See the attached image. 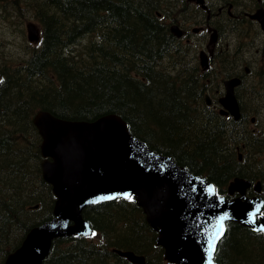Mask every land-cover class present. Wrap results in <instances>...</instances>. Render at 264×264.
Here are the masks:
<instances>
[{
  "label": "trees",
  "instance_id": "16d2710c",
  "mask_svg": "<svg viewBox=\"0 0 264 264\" xmlns=\"http://www.w3.org/2000/svg\"><path fill=\"white\" fill-rule=\"evenodd\" d=\"M163 1L10 0L1 5L5 15L0 17L32 21L40 36L28 40L25 26L18 27L22 22L5 27L9 36L0 31V264L32 226L52 215L54 195L41 177L40 137L32 123L40 109L76 120L115 113L133 136L205 176L217 193L226 195L234 176L259 179L264 190V94L257 93L264 90V66L242 60L243 43L248 50L262 43L258 27L251 35L235 30L241 37L217 46L209 71L200 73L194 49L163 20L169 16ZM238 1L219 0L235 8ZM257 5L264 7V0H244L242 10ZM244 18L241 27L255 26ZM260 50L264 53V45ZM242 63L258 79L238 87L241 115L233 120L206 105L204 93L212 97L220 79L235 74ZM82 215L92 233L53 239L43 264H135L116 249L143 255L150 264H170L132 197L89 204ZM256 235L226 223L214 264H264V241Z\"/></svg>",
  "mask_w": 264,
  "mask_h": 264
},
{
  "label": "water",
  "instance_id": "95a60500",
  "mask_svg": "<svg viewBox=\"0 0 264 264\" xmlns=\"http://www.w3.org/2000/svg\"><path fill=\"white\" fill-rule=\"evenodd\" d=\"M248 17L264 32L263 6ZM25 27L27 39L37 41L39 28L32 22ZM171 30L180 35L178 26ZM199 58L207 67L204 50H200ZM240 80L237 76L226 78L224 93L218 98V112L234 120L240 118L234 92ZM205 98L209 104V97ZM32 123L40 136L41 176L55 197L52 216L32 226L2 264H42L53 239L89 235L91 227L82 210L89 204L111 200L108 197H133L155 231L154 243L162 247L170 264H214V252L209 259V241L214 240L220 217H227L224 230L227 221L258 228L255 216L263 203L259 181L253 185L257 194L251 196L245 194L251 181L237 176L229 181L227 192L238 194H218L206 177L190 172L170 155L156 152L133 136L127 122L115 113L76 120L40 109L32 116ZM260 219L264 223V217ZM116 252L132 263L150 264L143 255L130 250Z\"/></svg>",
  "mask_w": 264,
  "mask_h": 264
},
{
  "label": "flooded vegetation",
  "instance_id": "af4514ba",
  "mask_svg": "<svg viewBox=\"0 0 264 264\" xmlns=\"http://www.w3.org/2000/svg\"><path fill=\"white\" fill-rule=\"evenodd\" d=\"M10 0H0V9L2 8L1 5H3L4 3H7L9 2ZM243 1L244 0H241V1H238L237 4L238 6L235 8L233 7V9L235 10V13H242V16H240V14L238 15H233L231 13V7L232 5L231 4H228L226 5V8H227V13L229 14L230 17H216L214 18L212 21H211V15H209V10L211 8H214V7H217L216 11H215V14H220V12H222V6H220V2H211L208 4L207 6V2L204 0L202 3H199V2H196L195 0H188V3H192L194 4V8L196 9L197 7H203L207 10V14L206 16L204 17L202 23L203 25H200L198 27H193L191 29V32H196L198 31V34H196L195 36L196 37H200V36H207L208 35V46L207 45H204L202 42H200V47L197 49V45H193L196 47V53H195V57L193 58V61L195 63H198L197 64V69H200L198 70L200 73H206L205 70L208 69V67L214 63V60L216 58V54L218 51H216V47L217 46H220L221 45V41L222 39L225 37L226 33H225V29L227 28H232L230 27L229 24H231V26H233V28L231 29V32L239 29L241 32H244V30L247 32L248 35H251L253 30H256V29H252V27H258L259 29V26L257 24V22L253 19H250L252 21H254V25H250L249 27L247 26V24H244L243 27H241V24L243 21H245V18L244 17H247L246 16V12L242 10V8L244 7L243 6ZM187 3V7L192 9V5L188 4ZM225 6V5H223ZM199 12V11H198ZM1 14L5 15L4 13L0 12ZM174 25V24H173ZM171 25V26H173ZM179 29H180V35H177L178 37H180L181 39L184 38L186 35L190 34L191 32L189 31V26L186 25V24H183V23H180V22H177L176 24ZM170 26V28H171ZM236 27V28H235ZM195 28V29H194ZM260 31V29H259ZM186 40H189V38L185 37ZM264 39V37H263ZM207 46V47H206ZM203 49L205 52H206V55H207V60H208V63H209V66L207 68H202L200 66V61H199V51ZM259 49H255V51L257 52ZM243 60V58H242ZM243 66H244V63L238 68L239 70L236 71L237 74H239V76H241V70H243ZM241 69V70H240ZM209 70H207L208 72ZM244 73V72H243ZM236 75V74H235ZM244 76V79H248V76L246 74L243 75ZM243 76H241V78H243ZM207 81H209V79H206ZM237 91V90H236ZM236 94V92H235ZM205 95V94H204ZM211 105H214L212 102L210 103ZM246 179V178H245ZM247 180H250L251 181V184L249 187H247L245 189V194L246 195H253V194H257V192L253 189V185L254 183L257 181L255 180H252V179H247ZM238 194L237 191H234L232 194H229L227 192V189H226V196H233V195H236ZM258 194L262 197L263 199V203L261 205V208L260 210L256 213V218H257V223H258V228L257 229H249L248 227H245L247 228L249 231L251 230L252 232L256 233L257 235V238L260 241H264V223L261 221L260 217H264V190H263V185L260 187V191L258 192ZM244 227V226H243ZM263 244V248H264V243ZM259 246L258 243L255 244V247Z\"/></svg>",
  "mask_w": 264,
  "mask_h": 264
},
{
  "label": "rangeland",
  "instance_id": "374dc122",
  "mask_svg": "<svg viewBox=\"0 0 264 264\" xmlns=\"http://www.w3.org/2000/svg\"><path fill=\"white\" fill-rule=\"evenodd\" d=\"M17 1H20V0H17ZM205 1L207 2V6L211 2H219V0H205ZM20 3H22V2H20ZM187 3H188V0H165V1H163L162 9H165V11H163V12L169 16L166 18H163V14L161 12H160V16L163 18L164 21H167L169 26H171L173 24L176 25L177 22L188 25L189 31L191 32V29L193 27H198L200 25H203L202 21L207 14V10L203 7H197L195 9L194 4L188 3V4L192 5V9H190L187 7ZM223 5H225V6H223ZM220 6H222V12H220V14H215V11H216L217 7H219V6L211 8L209 10V13H210L209 15H211V21L216 17H226V18L230 17L229 14L227 13L226 4L222 3V4H220ZM249 12H251V11H249ZM231 13L233 15L240 14V16H242V13H235V10L233 9V7H231ZM16 16L17 15H15L16 19L14 17H9V18L0 17V31H2V30L7 31L6 34H7V36H9L11 34V31L6 29L5 27L7 26L9 29H11V25H12L14 28H16L18 26V23L22 22ZM4 22H10V23L9 24H2ZM243 22H245V21H243ZM26 23L27 22H22L18 27L25 26ZM229 25H230V27L233 28V26H231V24H229ZM232 28L225 29L226 35L221 41L222 46H225L227 44V42L231 43L232 42V41H230L231 39H236V37L238 38L239 35H237V34L235 35V33H233V31L231 32ZM196 34H198V31H196V32L192 31L190 34L185 36V37L189 38V40H186L185 37L181 40L182 43L187 44L189 47L191 46V48L194 49V54L192 56V59L195 57V53H196V47L193 45L196 44L197 49L200 47V42H202L204 45L208 46V38H207L208 35L196 37L195 36ZM259 34H260L259 38H260V41L262 43H259L257 41V44L259 45V46H257V48L259 49L260 54H259V52L256 53L255 49L248 50L249 46H247L246 43H243L247 47V50L245 49V52L243 54V60L252 61L253 64L256 63L255 65H256L257 69L264 66V60L261 59V58H264V53L260 50L261 46L264 45V39H263L262 33L259 32ZM239 37H241V36H239ZM10 47L14 51L12 44L10 45ZM234 59L235 58L232 59V62L234 61ZM198 70H200V69H197V71ZM248 76L249 77L246 80V84L252 83L258 79V75L255 73H250V74H248ZM221 79H220V81H221ZM257 93L258 94H264V90L257 88ZM258 94H256V97ZM252 116L256 117L255 114H252ZM249 126H252V124H249Z\"/></svg>",
  "mask_w": 264,
  "mask_h": 264
},
{
  "label": "snow or ice",
  "instance_id": "6c2138e0",
  "mask_svg": "<svg viewBox=\"0 0 264 264\" xmlns=\"http://www.w3.org/2000/svg\"><path fill=\"white\" fill-rule=\"evenodd\" d=\"M209 191H214V189H209ZM128 199H130L131 197H126ZM107 199H112V197H108ZM227 217H220V225H219V229L214 237V240H211L209 241V259L211 260V256H212V253L215 252L216 250V244H215V241L216 240H219L223 234H224V227H223V222L224 220H226ZM253 219V222H254V218ZM93 235H95V233H93Z\"/></svg>",
  "mask_w": 264,
  "mask_h": 264
},
{
  "label": "bare ground",
  "instance_id": "6f19581e",
  "mask_svg": "<svg viewBox=\"0 0 264 264\" xmlns=\"http://www.w3.org/2000/svg\"><path fill=\"white\" fill-rule=\"evenodd\" d=\"M225 4V3H224ZM254 117V119L256 118L255 116H253ZM156 152H158V151H156ZM160 153V152H159ZM161 154H163V153H161ZM164 155H169V154H164ZM171 156V155H170ZM172 157V156H171ZM173 158V157H172ZM256 222H257V218H256ZM256 225H258V223L256 224ZM242 226H244V227H248L249 229H251V230H253V228L251 227V226H247V225H242ZM250 230V231H251ZM49 251H50V249H49ZM49 253V252H48ZM47 256V255H46ZM45 259V258H44ZM43 259V260H44ZM213 260H214V258H213ZM42 264H43V261H42Z\"/></svg>",
  "mask_w": 264,
  "mask_h": 264
}]
</instances>
